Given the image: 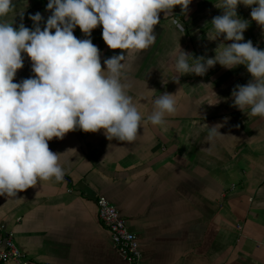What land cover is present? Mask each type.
<instances>
[{
    "label": "crops",
    "instance_id": "crops-1",
    "mask_svg": "<svg viewBox=\"0 0 264 264\" xmlns=\"http://www.w3.org/2000/svg\"><path fill=\"white\" fill-rule=\"evenodd\" d=\"M13 2L14 10L0 18L13 27L22 22L31 29L29 15L40 12L43 28L51 15L48 0ZM215 3L192 0L187 14L179 6L170 16L161 13L155 43L124 53L129 94L142 121L156 97L177 93V111L164 125L143 124L131 143L109 141L103 130L77 129L54 138L49 148L61 154L63 180L38 182L17 194L23 200L0 196V226L29 264H127L97 218L99 197L135 235L139 264H264V118L233 107L231 96L250 74L244 65L229 70L217 64L204 76L172 81L179 46L194 56L214 57L220 43H231L213 30L212 18L223 11ZM250 12L242 4L237 8L249 21L244 39L264 50V29ZM74 35L88 38L79 27ZM90 38L100 49L102 67L106 58L121 54L104 43L102 26ZM22 56L24 66L13 82L34 76L30 58ZM216 123L224 124L223 136L209 142L205 124Z\"/></svg>",
    "mask_w": 264,
    "mask_h": 264
},
{
    "label": "clouds",
    "instance_id": "clouds-1",
    "mask_svg": "<svg viewBox=\"0 0 264 264\" xmlns=\"http://www.w3.org/2000/svg\"><path fill=\"white\" fill-rule=\"evenodd\" d=\"M192 0H48L51 12L44 21L40 12L29 15L30 29L0 19V196L17 194L38 182L63 180L60 155L49 141L63 139L77 129L85 133L103 130L112 141L131 143L143 124L164 125L177 111L176 94L165 92L153 101L146 121L129 94L124 53L152 46L160 14L170 16L177 6L187 14ZM251 8V20L264 29V0H218L222 14L212 18L220 43L214 57L194 56L179 46L172 79L180 83L186 74L204 76L215 65L233 69L244 65L251 79L232 90L233 107L264 118V50L245 41L249 21L237 15L239 5ZM255 5V6H254ZM254 6V7H253ZM15 8L13 0H0V18ZM21 13V17H22ZM183 31V25L173 20ZM102 26V39L111 50H122L101 64V53L91 40L92 30ZM79 27L85 39H78ZM26 54L34 76L13 82L24 66ZM216 103H219V99ZM227 117L224 118L225 122ZM207 128L206 140L223 136V123Z\"/></svg>",
    "mask_w": 264,
    "mask_h": 264
},
{
    "label": "built area",
    "instance_id": "built-area-1",
    "mask_svg": "<svg viewBox=\"0 0 264 264\" xmlns=\"http://www.w3.org/2000/svg\"><path fill=\"white\" fill-rule=\"evenodd\" d=\"M97 218L108 231L113 248L119 257L127 264H139L140 253L138 242L132 233L128 232L124 221L119 217L117 210L104 198L96 200ZM0 262L14 264H29L24 255L13 243V235L7 233L0 226Z\"/></svg>",
    "mask_w": 264,
    "mask_h": 264
}]
</instances>
